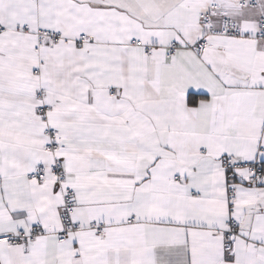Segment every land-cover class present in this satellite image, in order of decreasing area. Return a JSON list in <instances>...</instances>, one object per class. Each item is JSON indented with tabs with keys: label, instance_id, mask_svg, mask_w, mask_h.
<instances>
[{
	"label": "snow or ice",
	"instance_id": "1",
	"mask_svg": "<svg viewBox=\"0 0 264 264\" xmlns=\"http://www.w3.org/2000/svg\"><path fill=\"white\" fill-rule=\"evenodd\" d=\"M0 264H264V0H0Z\"/></svg>",
	"mask_w": 264,
	"mask_h": 264
}]
</instances>
